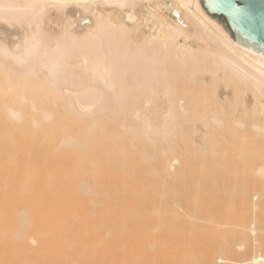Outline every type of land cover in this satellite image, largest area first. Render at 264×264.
<instances>
[{"label":"bare ground","instance_id":"1","mask_svg":"<svg viewBox=\"0 0 264 264\" xmlns=\"http://www.w3.org/2000/svg\"><path fill=\"white\" fill-rule=\"evenodd\" d=\"M0 264H264V55L200 0H0Z\"/></svg>","mask_w":264,"mask_h":264},{"label":"water","instance_id":"2","mask_svg":"<svg viewBox=\"0 0 264 264\" xmlns=\"http://www.w3.org/2000/svg\"><path fill=\"white\" fill-rule=\"evenodd\" d=\"M239 45L264 55V0H200Z\"/></svg>","mask_w":264,"mask_h":264},{"label":"rangeland","instance_id":"3","mask_svg":"<svg viewBox=\"0 0 264 264\" xmlns=\"http://www.w3.org/2000/svg\"><path fill=\"white\" fill-rule=\"evenodd\" d=\"M165 156H167V155H165ZM180 156V155H179ZM172 158V159H171ZM175 157H169V159H171V160H169L170 162H169V172L167 173V178H168V180L170 181V183L172 184V185H175L176 184V182L178 181V176H177V174L179 173V172H181V171H178L179 169H180V167H182L180 170H182L184 167V165H185V162H187V160H185V161H182L181 159H182V157H179L177 160L176 159H174ZM185 158H183V160H184ZM175 161V162H174ZM180 161H182V162H184L183 164H182V162H180ZM173 162V163H172ZM170 163L171 164H174V166H172L171 167V165H170ZM195 165H197V164H195ZM176 171H178V172H176ZM195 185V184H194ZM195 187V186H194ZM197 188V187H196ZM171 211L173 212V214L177 217V220L180 222V223H183V222H185V221H187V219H188V217L189 216H197V211L195 210V209H190V210H186V211H180V210H178L177 208H172L171 209ZM244 249V248H243ZM243 249H241V251H243Z\"/></svg>","mask_w":264,"mask_h":264}]
</instances>
